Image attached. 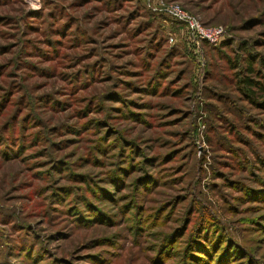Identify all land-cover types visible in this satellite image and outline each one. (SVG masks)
Here are the masks:
<instances>
[{
    "label": "rangeland",
    "instance_id": "374dc122",
    "mask_svg": "<svg viewBox=\"0 0 264 264\" xmlns=\"http://www.w3.org/2000/svg\"><path fill=\"white\" fill-rule=\"evenodd\" d=\"M253 53L264 0H0V264H264Z\"/></svg>",
    "mask_w": 264,
    "mask_h": 264
},
{
    "label": "built area",
    "instance_id": "2783aa9c",
    "mask_svg": "<svg viewBox=\"0 0 264 264\" xmlns=\"http://www.w3.org/2000/svg\"><path fill=\"white\" fill-rule=\"evenodd\" d=\"M166 11L184 26L187 42L195 54L201 51L203 43L216 46L225 37L224 26L205 24L197 16L182 9L176 3H169L166 6Z\"/></svg>",
    "mask_w": 264,
    "mask_h": 264
},
{
    "label": "trees",
    "instance_id": "16d2710c",
    "mask_svg": "<svg viewBox=\"0 0 264 264\" xmlns=\"http://www.w3.org/2000/svg\"><path fill=\"white\" fill-rule=\"evenodd\" d=\"M203 45H208V44L203 43ZM218 45H216V46H218ZM208 46L213 47V45H208ZM252 58H253V60H252L253 62H254V60L255 61L258 60V64L261 67H264V59L260 58L258 54L255 55L253 53ZM251 65H252V63H251ZM247 70H250V72L253 71V69H252V67H250V65H247ZM239 80L242 83L243 92L247 96H249V98L252 97V94L256 95V93H258V92H260L261 94L264 95V83H262L261 81L253 80V79L248 78V77H243V78H240ZM244 88L246 90H244ZM260 105L264 109V100L260 102ZM248 195L249 196H257L256 198H259V201H262V202L264 201V193H262V194H248ZM226 243L229 244V242H226ZM219 246L220 247H218V248H215V247H213V249L211 248V251L207 250L208 254H207V257L204 259V261L202 259H200L203 261V264H207V263L208 264H228V262L227 263H223V261L221 262L222 258H225V254H229V256H228L229 258H232L233 256L238 257V254H241L240 250L236 249V248H241V247H239V244H237V243H236V245L233 244L231 246L232 249H235V250H231V251H226L227 250L226 244L219 245ZM221 250H223V251L221 252ZM236 250L238 251V254L235 252ZM201 253L206 254L205 251L201 252Z\"/></svg>",
    "mask_w": 264,
    "mask_h": 264
}]
</instances>
